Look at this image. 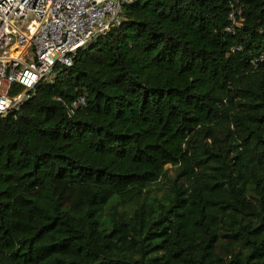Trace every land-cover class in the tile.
<instances>
[{
	"label": "trees",
	"instance_id": "trees-1",
	"mask_svg": "<svg viewBox=\"0 0 264 264\" xmlns=\"http://www.w3.org/2000/svg\"><path fill=\"white\" fill-rule=\"evenodd\" d=\"M0 264H264V0H133L0 115Z\"/></svg>",
	"mask_w": 264,
	"mask_h": 264
},
{
	"label": "built area",
	"instance_id": "built-area-1",
	"mask_svg": "<svg viewBox=\"0 0 264 264\" xmlns=\"http://www.w3.org/2000/svg\"><path fill=\"white\" fill-rule=\"evenodd\" d=\"M132 2L0 0V115L18 109L39 82H51L56 67L71 66L79 49L120 24ZM83 103L79 97L71 107Z\"/></svg>",
	"mask_w": 264,
	"mask_h": 264
},
{
	"label": "rangeland",
	"instance_id": "rangeland-1",
	"mask_svg": "<svg viewBox=\"0 0 264 264\" xmlns=\"http://www.w3.org/2000/svg\"><path fill=\"white\" fill-rule=\"evenodd\" d=\"M167 167H170L169 165H167Z\"/></svg>",
	"mask_w": 264,
	"mask_h": 264
}]
</instances>
